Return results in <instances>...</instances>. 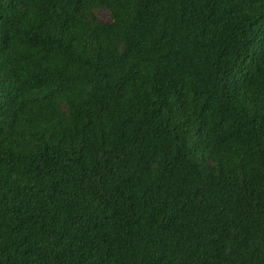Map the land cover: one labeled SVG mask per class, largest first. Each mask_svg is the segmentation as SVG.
Masks as SVG:
<instances>
[{
	"label": "trees",
	"instance_id": "16d2710c",
	"mask_svg": "<svg viewBox=\"0 0 264 264\" xmlns=\"http://www.w3.org/2000/svg\"><path fill=\"white\" fill-rule=\"evenodd\" d=\"M0 264H264V0H0Z\"/></svg>",
	"mask_w": 264,
	"mask_h": 264
},
{
	"label": "rangeland",
	"instance_id": "374dc122",
	"mask_svg": "<svg viewBox=\"0 0 264 264\" xmlns=\"http://www.w3.org/2000/svg\"><path fill=\"white\" fill-rule=\"evenodd\" d=\"M97 16H98V19L101 21V22H106L108 20V17L105 13L103 12H98L97 13Z\"/></svg>",
	"mask_w": 264,
	"mask_h": 264
}]
</instances>
